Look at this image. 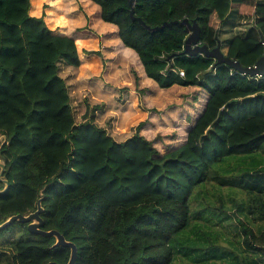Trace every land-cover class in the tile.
Returning a JSON list of instances; mask_svg holds the SVG:
<instances>
[{"label": "trees", "instance_id": "trees-1", "mask_svg": "<svg viewBox=\"0 0 264 264\" xmlns=\"http://www.w3.org/2000/svg\"><path fill=\"white\" fill-rule=\"evenodd\" d=\"M90 1L100 7L101 20L117 28L149 80L163 91L202 90L205 109L186 142L166 154L141 134L143 123L123 143L100 128L94 114L86 112L78 124L59 67H81L76 41L50 27L47 8L36 18L32 0H0V138L6 139L0 159L10 184L0 194V224L35 212L46 188L43 230L77 245L76 264H264V76L182 55L185 27L152 33L131 18L133 8L152 29L196 22L202 44L212 50L220 27L239 8V17L255 16L253 29L230 39L227 56L248 68L264 55V5ZM132 71L135 90L146 94ZM0 237V264L70 259V249L52 248L54 238L32 235L20 222Z\"/></svg>", "mask_w": 264, "mask_h": 264}, {"label": "rangeland", "instance_id": "rangeland-1", "mask_svg": "<svg viewBox=\"0 0 264 264\" xmlns=\"http://www.w3.org/2000/svg\"><path fill=\"white\" fill-rule=\"evenodd\" d=\"M33 1V10L32 16L39 18L42 13L47 8V11L50 8L55 9L54 4H51L49 0H32ZM69 1H72L70 3ZM65 0V3L68 8H72L75 6V2L78 3V0ZM254 4V0H251ZM257 3H263L264 1H258ZM73 4V5H72ZM248 10H251L252 5H247ZM80 10L83 11V7L80 6ZM46 11V12H47ZM237 11H235L236 13ZM247 12V10H246ZM48 16V15H47ZM42 17V16H41ZM252 15L245 17H240L239 22L236 24V27H240V31L235 32L233 28H230L228 31L224 30V34L227 33L229 38L240 35L246 36L249 34L252 27H244L243 22L250 23V19H252ZM48 22V21H47ZM241 22V23H240ZM219 23L216 22L215 25ZM218 26V25H217ZM51 27V26H50ZM59 35H64L60 32L59 29L54 30ZM221 32V28H220ZM223 30H222V35ZM109 37L114 38L113 35ZM102 42V47L104 50V54L100 50H95L91 47L82 48L84 45H80L82 50H87L89 52H101V56H97L95 54L85 55L87 59H93V56H96L102 60L104 66L101 68V65L97 67L95 71V78L96 80H90L92 85H96L99 87L104 88L102 81L106 80V76L111 74L114 78H124L130 77L133 74L132 69L137 70L138 64L134 60H138V57L135 54L129 53L124 54L120 51H123L120 45V50L118 44L116 45L114 42L107 43L106 38H100ZM225 52V51H224ZM121 53V55L119 54ZM84 54V53H83ZM133 59V60H132ZM135 62V64L132 63ZM139 61V60H138ZM137 61V62H138ZM83 65V63H82ZM73 68L70 66L65 65L64 62H61L59 67L60 69V76L66 81L69 92L71 95L72 106L75 112L76 121L78 124L83 122V115L85 114L86 110L84 105L85 99L83 96L86 94L84 92L85 88L88 87L86 81H84V71L82 68ZM104 76V78H103ZM141 83L140 88L146 89V94H140L138 91L135 90L133 86V94L126 95L125 92L128 90L127 83L124 81L119 82L114 87L118 90L120 89L121 98H118V105L120 107H125L129 105L131 102L136 105V109L141 111L140 115L144 118L138 121L134 126L135 133L136 127L143 123V129L141 130V134L148 140L154 143V146L158 149L161 154H166L169 151L175 150L181 145L186 142L187 134L189 133L191 127L195 123V120L200 115L201 111L203 110V106L205 104V97L204 92L202 90H197L194 94H187L183 92H172L171 90L163 91L157 85L146 83ZM145 86V87H144ZM107 87H112V82H108ZM114 91V89L112 90ZM171 91V92H170ZM91 95H86V98ZM208 96V95H206ZM127 101H129L127 103ZM184 102V103H182ZM147 120V121H145ZM109 126L113 127V131L117 133H121L127 137L129 135L124 129L118 128V123L110 124ZM13 234V231L8 232L5 237L10 238ZM1 239V237H0Z\"/></svg>", "mask_w": 264, "mask_h": 264}, {"label": "crops", "instance_id": "crops-1", "mask_svg": "<svg viewBox=\"0 0 264 264\" xmlns=\"http://www.w3.org/2000/svg\"><path fill=\"white\" fill-rule=\"evenodd\" d=\"M64 1L65 0H49L51 4H54L55 9L50 8L48 11L46 10L47 11L46 13L48 15L47 21L53 30L59 29L60 32L63 33L65 36H69L76 41L83 63L82 65L84 71L83 79L84 81H86L88 85V87L85 88L84 90L86 94L83 96V98L85 99L84 105H86L85 107L86 112H88L90 115L94 114L95 123L100 128H104L108 130L111 136L118 143H123L133 136L132 131H134L135 124L144 118L140 115L141 111L137 110L136 105L133 104L132 102L125 107H120L118 105V98L120 97L121 94L120 89L118 90V87L120 86H117V88L114 86L119 82L124 81L125 83H127L128 86L127 87L128 90L125 92V94H127L128 96L129 94H133L134 92L132 88L134 86L133 76L131 75L126 79L124 78L122 79V78H114L111 74H108L106 76V80L102 81L104 88L96 86L94 84L92 85V83H90V80H96L95 71L97 67L101 65L102 68L104 64L102 63V60L96 56H93L94 58L89 60L85 64L87 58L85 57V54H83L84 49L82 50V48L91 47L95 50H100L104 54L105 52L101 45L102 42L100 38L104 39L105 37L107 43L110 44L114 42L116 45L118 44L119 50L121 45V48L123 47L124 49L122 48L123 51L120 52L124 54H129V53L134 54V53L126 49L122 45L120 39L118 38L117 28L101 20L99 6L93 4L90 0H78V3L74 1L75 6L74 7L72 6V8L70 9L65 3H63ZM69 2L72 3V1ZM248 4L254 6L251 8L255 9L257 2L256 0H254V4H253L251 0H247L246 6ZM258 4L264 5V2ZM80 6L83 7V11L80 10ZM238 9L239 8L233 10L228 20L225 22V24L220 27L221 28L220 41L222 45V50L225 51V53H227L228 44L232 37L229 38L227 33L224 34V30L228 31L230 28H233L235 32L241 30L240 27H236V24L240 20L239 15L235 13V11L238 12ZM41 16L39 18H41ZM254 17L255 16H253L252 19H250L251 21L249 24L247 22H243L245 28L253 27V22L255 19ZM222 30L224 35H222ZM110 35H113L114 38L109 37ZM80 45H84V47L80 48ZM119 54L121 55V53ZM134 61L136 62V64H138L137 70L136 69L135 70L138 71V74L141 78L140 83L144 82L145 86H147L146 83L156 85L146 77L144 68L142 67L141 63L138 60H134ZM134 61H132L133 64H135ZM109 81L112 82L111 88L107 87ZM113 89L114 91H112ZM197 90L198 89L196 88H183L177 86L172 88L171 91L174 93L183 92L189 95L191 93L194 94ZM86 95H91V97L88 96L86 98ZM108 123L113 125L118 123V128L124 129L131 136L127 137L121 133L114 132L113 128L115 125L111 127L108 125Z\"/></svg>", "mask_w": 264, "mask_h": 264}, {"label": "water", "instance_id": "water-1", "mask_svg": "<svg viewBox=\"0 0 264 264\" xmlns=\"http://www.w3.org/2000/svg\"><path fill=\"white\" fill-rule=\"evenodd\" d=\"M133 1H130L131 6H133ZM131 18L133 21H137L143 27L148 29L150 32H162L165 28H171L174 25H180L186 28L188 32V37L185 41L184 50L182 55H186L189 57H196V56H204L206 58H211L216 61L217 64H226L230 66L233 70L239 72L242 75H249L252 77H263L264 76V55L256 62L255 66L245 68L241 65L240 62L232 60L227 56V54L222 50V45L220 40H218L217 47L214 49H209L207 45L202 44L201 41V28L196 22H190L189 20L185 19L182 22H172V23H165L161 27L157 28H150L147 26L142 19L137 18L135 16V11L132 8L131 10ZM264 45V40H263ZM6 139L4 137L0 138V141ZM1 149V148H0ZM7 165L3 159H0V183H4L5 186L2 190H0V194H4L10 187V184L7 180L5 175L7 169ZM46 188L43 189L40 193V199L37 203V209L35 212L31 213L28 216L23 215H16L9 218L6 222L0 224V231L8 228L15 222H20L22 224H26L28 226V231L32 235L42 236L46 238H54L55 244L52 248H66L70 249V259L67 264H76L77 257H78V247L75 243L68 241L64 235L56 230L51 231H44V220L42 215L45 212V209L42 205L43 201L45 200L46 196L44 194ZM1 222V216H0ZM48 264H57L55 262H51Z\"/></svg>", "mask_w": 264, "mask_h": 264}, {"label": "clouds", "instance_id": "clouds-1", "mask_svg": "<svg viewBox=\"0 0 264 264\" xmlns=\"http://www.w3.org/2000/svg\"><path fill=\"white\" fill-rule=\"evenodd\" d=\"M226 54H227V53H226ZM196 89H197V88H196ZM206 95H207V94H204V97H205V100H204V101H206V99H207V96H206ZM205 105H206V104H204V106H203V110L205 109ZM203 110L201 111V113L203 112ZM201 113H200V114H201ZM195 121H196V120H195Z\"/></svg>", "mask_w": 264, "mask_h": 264}, {"label": "built area", "instance_id": "built-area-1", "mask_svg": "<svg viewBox=\"0 0 264 264\" xmlns=\"http://www.w3.org/2000/svg\"><path fill=\"white\" fill-rule=\"evenodd\" d=\"M181 76H183L184 77V73L183 72H181ZM129 101H127V103H128Z\"/></svg>", "mask_w": 264, "mask_h": 264}]
</instances>
